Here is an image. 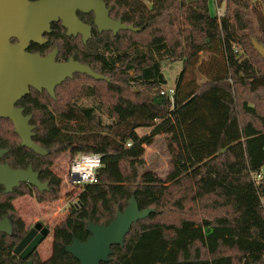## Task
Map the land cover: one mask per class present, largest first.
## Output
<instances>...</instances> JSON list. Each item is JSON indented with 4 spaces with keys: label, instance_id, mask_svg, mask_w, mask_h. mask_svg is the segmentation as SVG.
<instances>
[{
    "label": "trees",
    "instance_id": "1",
    "mask_svg": "<svg viewBox=\"0 0 264 264\" xmlns=\"http://www.w3.org/2000/svg\"><path fill=\"white\" fill-rule=\"evenodd\" d=\"M104 1L113 19L139 32L94 28L84 43L54 23L45 45H30L43 54L57 48L59 62L73 59L105 77L75 75L48 103L56 115L32 119L48 166L64 155L70 164L81 154L102 157L97 183L81 188L54 228L48 264L74 261L66 251L73 239L86 241L89 223L107 226L133 197L154 212L131 227L123 246H112L105 264H264V57L253 44L264 47V0H215L225 7L221 18L209 0ZM204 53L211 65H198ZM169 60L183 64L173 99L161 94ZM103 114L113 121L105 124ZM141 128L150 134L139 136ZM160 136L170 156L165 179L143 171L145 147ZM17 142L2 120L1 147ZM44 175L50 191L38 201L59 200L63 180L48 168Z\"/></svg>",
    "mask_w": 264,
    "mask_h": 264
},
{
    "label": "water",
    "instance_id": "2",
    "mask_svg": "<svg viewBox=\"0 0 264 264\" xmlns=\"http://www.w3.org/2000/svg\"><path fill=\"white\" fill-rule=\"evenodd\" d=\"M194 4L197 0H186ZM94 14V25L99 32L121 31L139 32V29L124 24L121 20L110 17L103 0H0V121L13 123L15 133L21 139V146L39 155L46 152L36 145L32 137L33 127L29 125L30 117H24L22 109L14 105L29 94V87L38 91L45 89L55 97V88L61 86L75 75H87L94 80L105 77L94 72L90 66L73 59L59 63L56 61L58 50L41 57L30 54L27 49L31 43L44 45L45 35L51 33L52 25L60 22L68 37L82 36L87 43L91 39L92 26L83 23L77 13ZM15 39L16 42L12 43ZM255 50L264 57V47L253 41ZM7 153L0 148V159ZM21 183H27L39 191L47 189L38 179V174L31 168L26 171L13 170L8 165L0 164V186L10 193ZM153 209L140 210L133 197L127 208L118 212L115 219L107 226L89 223L87 231L90 236L85 242L78 239L66 248L67 253L76 258L80 264H101L110 261L112 246H123L131 227L153 213ZM9 232L10 225L6 219L0 221V232ZM42 236V237H41ZM39 236V243L46 234Z\"/></svg>",
    "mask_w": 264,
    "mask_h": 264
},
{
    "label": "flooded vegetation",
    "instance_id": "3",
    "mask_svg": "<svg viewBox=\"0 0 264 264\" xmlns=\"http://www.w3.org/2000/svg\"><path fill=\"white\" fill-rule=\"evenodd\" d=\"M103 2L105 3L104 0ZM106 7L107 9H109L110 11L109 15L111 17V10L110 8H108L107 4H106ZM77 15H78V18L83 23L89 26H92V30H91V38H92L94 34L93 29L96 28L94 25V14L92 12L88 14L78 12ZM81 15L88 16L89 18L82 19ZM90 17L92 19H90ZM97 32L99 34L112 33V32H99L98 30ZM66 35H67V32H66ZM78 37L82 39L81 35H78L77 37H73V38H78ZM15 42L16 40L13 39L12 43H15ZM30 45L27 49V52L30 54H38L41 57L47 56L54 50L53 49L51 52L47 54H43L41 52H32L30 50ZM40 46H43V45H40ZM57 56H58V53H57ZM56 61L59 62L57 60V57H56ZM59 63H63V62H59ZM62 85L55 88L54 98H52L49 95L48 91L45 89H42V91H38L32 87H29V94L23 97L20 101H18L14 105L15 108L22 109L24 117H30L29 125L33 127L32 132L34 133L32 140L36 145H38L40 148H42L46 152V155H39L35 153L34 151L21 146V139L15 133V128L12 122L11 124L13 125V131L16 134L19 140V143L17 142V145H15L14 150L1 147L0 145L1 149L7 151V153L0 159L1 165H8L13 170H23V171H26L29 168H31L34 173L38 174L39 181L43 184L45 183L47 184V189L42 192L27 183H21L17 188H14L10 193H6L5 188L0 186V189H3V193L5 194V196L2 199H0V205L8 202V200L10 203V206L8 208L2 207L3 205L0 206V221H2L3 219H6L10 225L9 232L8 231L0 232V264H48L49 261L53 258V246H54L53 231H54V228L61 222L56 224L55 227L53 228H51L50 225H47V223H44L43 221H40V220H37L36 223L34 224H28L24 216L22 215L20 209L18 208L17 202L19 199H22L25 197L34 198L36 202H39L38 198L40 194H44L50 191L49 181L46 180L45 175H44V171L46 168H48L52 176L56 175L57 177H59V174L55 171V166H54L55 163L49 164L48 166V162H50L49 161L50 152L46 148H44L41 145V143L35 141L36 132H35V126L32 123V119L39 115L46 116L48 112H51L53 116L56 115L54 108L51 105L49 106L48 103H51L52 101H56L58 99L57 94L59 92V89L62 87ZM79 102L82 103L83 105L88 106L86 104L88 100L85 97H82ZM42 108H44V110ZM1 121H0V125H1ZM18 147H20V149H18ZM25 154L30 157L28 160H26V158L24 157ZM22 187H27V188L23 189ZM19 221H21L24 225V229L22 232H17ZM43 233H45L46 236L39 243L35 244L39 236L43 235ZM49 237H51L50 238L51 240L50 253L46 256H43L40 252V249H41V246L46 242V240ZM69 255L74 259V261H72L71 263H66V264H80V262L76 258H74L71 254ZM57 264H62V262H57ZM101 264H105V263H101Z\"/></svg>",
    "mask_w": 264,
    "mask_h": 264
},
{
    "label": "rangeland",
    "instance_id": "4",
    "mask_svg": "<svg viewBox=\"0 0 264 264\" xmlns=\"http://www.w3.org/2000/svg\"><path fill=\"white\" fill-rule=\"evenodd\" d=\"M209 7L211 14L216 16L217 8H221L223 11H225L224 5L222 7H218L215 0H209ZM208 59V54H200L198 65H211V63L209 64V62H207ZM182 69L183 64L181 62H174L170 60L164 62L162 72L168 82V88L175 87V82L178 76L180 75ZM197 77L201 82L206 80L205 77H203L198 72ZM135 84L136 83H133V85ZM133 89L134 91H140L137 86H134ZM246 95L247 94L242 95V97H248L251 103L255 102V100L253 101L254 96ZM86 104L90 105L91 101L88 100ZM100 116L105 124H109L113 121L110 117L104 114ZM150 131V129L141 128L137 130V134L139 136H145L150 134ZM145 149V167L143 168V171H152L157 176L165 179L167 175L168 162L170 159L165 136L157 137L155 140V144L150 147H145ZM54 163L55 171L63 180L61 188V198L54 202L44 203L36 202L34 198L30 197L19 199L17 202L18 208L20 209L22 215L24 216L28 224H34L37 220H40L44 223H47V225H50V227L53 228L56 224L64 221L67 218L70 205L76 204V199L81 189L80 187L73 185L69 180L68 171L71 164L69 162L68 156L64 155L58 160H56ZM50 238L51 237H49L46 242L41 246L40 252L43 256H46L50 253Z\"/></svg>",
    "mask_w": 264,
    "mask_h": 264
},
{
    "label": "built area",
    "instance_id": "5",
    "mask_svg": "<svg viewBox=\"0 0 264 264\" xmlns=\"http://www.w3.org/2000/svg\"><path fill=\"white\" fill-rule=\"evenodd\" d=\"M224 11L217 8V17L221 18ZM174 89L168 88L161 92L162 95L173 99ZM130 146V145H128ZM102 167V157L99 154H81L71 163L68 171V177L73 185L83 188L86 185L96 184L98 181L97 173Z\"/></svg>",
    "mask_w": 264,
    "mask_h": 264
}]
</instances>
